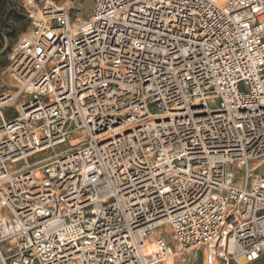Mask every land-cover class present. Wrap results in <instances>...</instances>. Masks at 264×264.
I'll return each instance as SVG.
<instances>
[{
    "label": "built area",
    "instance_id": "obj_1",
    "mask_svg": "<svg viewBox=\"0 0 264 264\" xmlns=\"http://www.w3.org/2000/svg\"><path fill=\"white\" fill-rule=\"evenodd\" d=\"M29 18L0 94V264L258 261L264 0H94L77 26L44 0Z\"/></svg>",
    "mask_w": 264,
    "mask_h": 264
},
{
    "label": "rangeland",
    "instance_id": "obj_2",
    "mask_svg": "<svg viewBox=\"0 0 264 264\" xmlns=\"http://www.w3.org/2000/svg\"><path fill=\"white\" fill-rule=\"evenodd\" d=\"M44 0H0V94L13 90L14 81L11 78L7 66L9 54L19 37L28 32L32 25L29 13L37 14ZM55 5L63 7L72 17L87 19L92 11L94 0H51ZM9 47V50H6ZM218 100L211 102L216 107ZM258 169L264 172V161L260 160ZM188 256L194 258L195 264H202L201 249H193ZM264 257V254L262 255ZM180 258V257H179ZM172 263V262H171ZM168 263V264H171ZM258 263V262H255ZM261 264H264L261 263Z\"/></svg>",
    "mask_w": 264,
    "mask_h": 264
},
{
    "label": "bare ground",
    "instance_id": "obj_3",
    "mask_svg": "<svg viewBox=\"0 0 264 264\" xmlns=\"http://www.w3.org/2000/svg\"><path fill=\"white\" fill-rule=\"evenodd\" d=\"M84 21V19H81L79 17L76 18V21H73L74 26H77L78 24H81ZM155 249V245L154 243H147L145 245L142 246V251L145 254H149L150 252H152ZM172 262V257H168L166 260V264L171 263Z\"/></svg>",
    "mask_w": 264,
    "mask_h": 264
},
{
    "label": "crops",
    "instance_id": "obj_4",
    "mask_svg": "<svg viewBox=\"0 0 264 264\" xmlns=\"http://www.w3.org/2000/svg\"><path fill=\"white\" fill-rule=\"evenodd\" d=\"M256 262H258V263H252V264H261V263H263L264 262V257L263 256H261V258L258 260V261H256Z\"/></svg>",
    "mask_w": 264,
    "mask_h": 264
},
{
    "label": "trees",
    "instance_id": "obj_5",
    "mask_svg": "<svg viewBox=\"0 0 264 264\" xmlns=\"http://www.w3.org/2000/svg\"><path fill=\"white\" fill-rule=\"evenodd\" d=\"M6 50H9V47H7V49Z\"/></svg>",
    "mask_w": 264,
    "mask_h": 264
}]
</instances>
